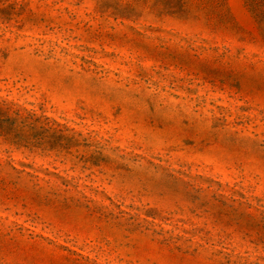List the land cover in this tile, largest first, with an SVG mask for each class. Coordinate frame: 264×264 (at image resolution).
<instances>
[{"label":"rangeland","instance_id":"obj_1","mask_svg":"<svg viewBox=\"0 0 264 264\" xmlns=\"http://www.w3.org/2000/svg\"><path fill=\"white\" fill-rule=\"evenodd\" d=\"M0 264H264V0H0Z\"/></svg>","mask_w":264,"mask_h":264},{"label":"trees","instance_id":"obj_2","mask_svg":"<svg viewBox=\"0 0 264 264\" xmlns=\"http://www.w3.org/2000/svg\"><path fill=\"white\" fill-rule=\"evenodd\" d=\"M4 112H6V111L0 110V116H1L2 118H4V120H2L1 123H5V119H6V122H7V115H6V113H5V114H2V113H4Z\"/></svg>","mask_w":264,"mask_h":264}]
</instances>
